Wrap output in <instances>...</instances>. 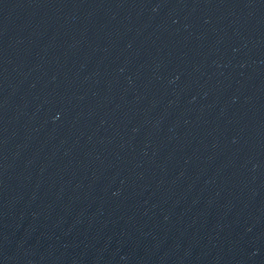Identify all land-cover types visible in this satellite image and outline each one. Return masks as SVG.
<instances>
[{
  "label": "water",
  "instance_id": "95a60500",
  "mask_svg": "<svg viewBox=\"0 0 264 264\" xmlns=\"http://www.w3.org/2000/svg\"><path fill=\"white\" fill-rule=\"evenodd\" d=\"M0 264H264V0H0Z\"/></svg>",
  "mask_w": 264,
  "mask_h": 264
}]
</instances>
